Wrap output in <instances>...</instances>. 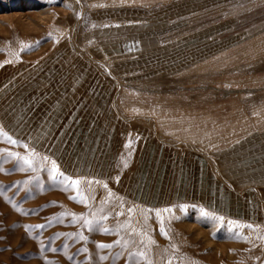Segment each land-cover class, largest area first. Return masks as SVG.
<instances>
[{"label": "rangeland", "instance_id": "374dc122", "mask_svg": "<svg viewBox=\"0 0 264 264\" xmlns=\"http://www.w3.org/2000/svg\"><path fill=\"white\" fill-rule=\"evenodd\" d=\"M25 45L33 47L21 51ZM66 66L88 70L93 86L107 82L120 113L133 106L143 116L153 108L161 121L162 113L170 111L172 135L183 133L185 126L182 136L194 138L204 153L212 150L220 181L236 199H257L261 217L253 209L254 219L232 218L198 204L146 208L111 181L59 168L81 181L88 198L87 204L69 199L75 190L65 191L64 184L49 178L51 156L18 133L20 110L34 124L30 106L41 104L43 95L50 97V89L41 87ZM208 114L218 115L213 128ZM139 118L148 126L146 116ZM0 129L18 141L11 144L0 135V168L5 170L0 172V264H133L128 251L138 249L146 250L153 264L169 259L172 264H264V239L258 238L264 237V0H0ZM33 150L39 154L38 172L19 171L15 159H5L7 152L26 156ZM43 156L49 159L41 161ZM181 205L188 207L182 211ZM201 208L223 216L224 225L214 227L201 217ZM157 211L168 238L160 234ZM61 212L107 219L94 223L91 231L82 222L72 223L71 216L48 223ZM229 220L236 226L230 229ZM126 223L131 227H122ZM41 224L45 227L32 228L30 234L25 230ZM80 232L87 241L58 236ZM149 236L155 244L148 245ZM121 238L130 241L127 250L97 248Z\"/></svg>", "mask_w": 264, "mask_h": 264}, {"label": "crops", "instance_id": "0c3cea01", "mask_svg": "<svg viewBox=\"0 0 264 264\" xmlns=\"http://www.w3.org/2000/svg\"><path fill=\"white\" fill-rule=\"evenodd\" d=\"M77 72L82 74L76 76ZM85 72L74 66L57 70L49 86L41 87L50 89L54 103L47 104L49 98L43 95L41 104L30 106L34 124L20 110L21 140L49 154L67 174L111 181L126 198L146 208L198 204L232 218L254 219L253 209L261 217L257 199H236L233 189L220 181L212 150L204 153L194 138L182 136L185 126L183 133L172 135L170 111L163 112L160 121L159 114L148 108L143 114L148 126L140 124L138 107L120 113L113 88L107 82L93 86L96 82ZM50 113L52 120L47 118ZM205 119L213 128L218 115Z\"/></svg>", "mask_w": 264, "mask_h": 264}, {"label": "snow or ice", "instance_id": "6c2138e0", "mask_svg": "<svg viewBox=\"0 0 264 264\" xmlns=\"http://www.w3.org/2000/svg\"><path fill=\"white\" fill-rule=\"evenodd\" d=\"M79 2V0H78ZM38 43V42H37ZM31 47H33L32 45H25L21 48V51H24L25 49H30ZM0 135H3L11 144H17L18 141L12 139L11 136H8L7 133H4L2 129H0ZM129 143H131V141H129ZM24 147L27 149V145H24ZM127 147V145H126ZM39 154L35 153V151L33 150L32 152L29 153V155L26 156H21L20 153L17 152H7V155L5 157V159H15L16 164L14 165V168H16L19 171H32V172H38L41 169H38L36 166V160L38 158ZM41 161H47L49 159L48 156H43L40 158ZM128 165L127 163L124 164V167L126 168ZM5 171L3 168H0V172ZM48 174H49V178L53 181V182H59L65 185L64 190L68 191L69 187H71L72 189L75 190L76 194L73 196H70L69 199L76 201L78 203H83V204H87V196L81 191L80 189V184L81 181L79 179H71L70 177L66 176L63 172L60 171L58 165L56 164V161L53 160L51 161V168L48 169ZM31 177L28 180H25L24 183L28 184L31 181ZM38 179V177H37ZM119 179V177H117V180ZM19 183V182H17ZM91 183V182H89ZM103 187L105 189H107V184H104ZM3 194V193H0ZM109 197L112 196L111 191L109 190L108 193ZM5 200L8 201L9 203H12L13 208H15V210L17 211H22L21 209L17 208L15 203H13L10 198H8L7 196H5ZM53 204H55V202H52ZM103 203V201H102ZM181 210L184 211L187 209V205H181ZM134 211L133 208H129L128 212L132 213ZM165 212H171L172 209H164ZM26 214V213H25ZM121 215L123 213H120ZM200 215L202 218L209 220L213 223V226H223L225 223V218L223 216H217L214 213H210L205 211L203 208L200 209ZM65 216H71L72 217V223H81V227H86L88 230H92L93 229V225L94 223H98L99 220H105L107 219V216H101L99 218L96 217V214L93 213L92 214V219H89L85 216L81 215H77L76 213H69V212H61L58 216H53L52 218L49 219L48 223L52 224L53 222H59V223H63V217ZM156 216L157 218H159L161 227H160V234L165 236L166 238H168V231H166L165 227H164V221L163 218H161V214L160 211L156 212ZM147 216L145 215V220H147ZM172 219H176L178 220L179 217H172ZM129 220H131V217H129ZM171 222V220L169 221V223ZM227 224L229 226V228H233L236 226V222L235 221H227ZM45 225L41 224V225H35V226H25V230L26 232H28L29 234L31 233L32 228H39L42 229L44 228ZM122 227H131L130 224L126 223L125 225H123ZM246 227L251 228L252 225H246ZM101 230L106 233H115V234H119V230H113V229H108V228H101ZM135 229H132V232L135 233ZM142 235H146L145 233H141ZM59 235H63V236H67L69 238L71 237H78V240L80 241H87L88 237L85 236L82 232L80 233H60ZM259 239H264V237H258ZM241 239L247 240V237H241ZM133 244H135V241H131ZM130 241L129 240H124L123 238L116 240L114 243H99L97 244V248L104 250V249H112L115 245H119L121 247L122 250H127L128 246H129ZM141 246H144L145 249L147 248V245H144V241L141 240L140 242ZM155 244V241L151 239V237H148V245H152ZM67 247V246H65ZM172 249L174 251H178L177 246L176 245H172ZM52 251H56V249H52ZM83 251L87 252V249L84 248ZM122 253H116V256H120ZM69 260L72 259L71 256L68 257ZM107 259L106 256H100V260H105ZM128 259L130 261L133 262V264H141V261H143V264H153V261L148 257L146 250H137L135 252L133 251H128ZM47 264H53V262L48 261ZM167 264H172V259H169L167 261Z\"/></svg>", "mask_w": 264, "mask_h": 264}, {"label": "bare ground", "instance_id": "6f19581e", "mask_svg": "<svg viewBox=\"0 0 264 264\" xmlns=\"http://www.w3.org/2000/svg\"><path fill=\"white\" fill-rule=\"evenodd\" d=\"M231 188V187H230Z\"/></svg>", "mask_w": 264, "mask_h": 264}]
</instances>
